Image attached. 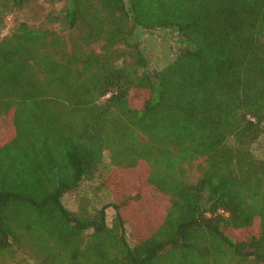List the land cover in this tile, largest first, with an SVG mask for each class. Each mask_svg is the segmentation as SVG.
Segmentation results:
<instances>
[{"label": "trees", "instance_id": "1", "mask_svg": "<svg viewBox=\"0 0 264 264\" xmlns=\"http://www.w3.org/2000/svg\"><path fill=\"white\" fill-rule=\"evenodd\" d=\"M28 1L0 0V264H264V0H47L51 28L8 26ZM152 30L180 46L150 67Z\"/></svg>", "mask_w": 264, "mask_h": 264}, {"label": "rangeland", "instance_id": "2", "mask_svg": "<svg viewBox=\"0 0 264 264\" xmlns=\"http://www.w3.org/2000/svg\"><path fill=\"white\" fill-rule=\"evenodd\" d=\"M61 7L59 3H52L47 0H30L26 4L19 8L11 10L7 15L8 26L16 24L18 22H25L32 26L49 27L51 25L46 16L51 11H56ZM4 30V32H6ZM140 42L142 47L148 53L149 65L160 66L172 57L175 51L179 48L180 42L178 36L169 30H152L143 32L140 35ZM96 47V46H95ZM134 97V96H133ZM263 146H258L257 153H264ZM201 165H203V158H198L191 162L188 168V176L191 182H194L201 173ZM94 183L86 182L82 189H80L79 195L93 197V200L97 205L107 204L110 201V196L106 192L92 193V187ZM142 196H145V200H148L145 192H141ZM142 199V198H141ZM63 202L67 207H73L76 204V196L67 194L63 197ZM160 205L162 208L163 206ZM140 205L142 202L140 201ZM141 207V206H140ZM115 210L112 207L106 208V222L108 225H112L114 220Z\"/></svg>", "mask_w": 264, "mask_h": 264}]
</instances>
